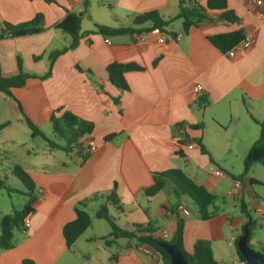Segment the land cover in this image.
<instances>
[{
  "label": "crops",
  "instance_id": "0c3cea01",
  "mask_svg": "<svg viewBox=\"0 0 264 264\" xmlns=\"http://www.w3.org/2000/svg\"><path fill=\"white\" fill-rule=\"evenodd\" d=\"M205 1L198 3L204 6ZM225 1L235 21H224L222 10H213L207 11L208 20L187 31L182 19H175L161 30L103 36L95 25L129 26L136 15L152 10L163 19H172L179 12V0H89L86 13H82L81 0H0V28L3 23L28 21L37 13L42 14L44 27L39 33L0 38L2 75L16 74L18 60L24 73L35 75L24 86L12 88L11 96L0 93V124L8 122L1 128L8 133L6 141L14 143L19 131L31 134L26 117L41 131L50 129L57 139L53 142L62 147L65 142L49 119L52 113L58 117L70 111L93 125L79 141L83 146L88 139L95 143L94 150H85L84 158L74 147L66 153L48 146L42 159L23 160L20 166L33 180L38 201L25 217L28 225L13 228L12 247L0 248V264H21L25 258L35 264H117L121 255L135 251L142 255L139 264H157L136 247L134 239H130L132 244L119 235L108 238L112 240L109 245L101 239L111 229L94 223L99 219L95 212L111 192L121 210L109 211L121 228L149 222L157 228L154 235L168 240L160 223L168 222L175 230L181 216L186 252L192 251L196 240L204 239L210 242L218 264L238 259L234 241L245 219L234 214L236 204L222 214L216 202L242 198L252 215L264 216V198L254 192L256 183L250 182L251 178L260 180L250 170L239 179L240 187L233 188L235 177L243 171V159L259 135L257 122L264 120V16L249 0ZM67 11L81 17L78 44L56 57L51 74L40 79L37 76L48 71L49 53L72 41L70 34L55 27ZM235 30L251 34L254 41L232 57L208 39ZM178 33H182L179 40L169 38ZM112 62L141 67L124 73L127 90L109 82L106 66ZM196 85L202 87L198 92ZM180 128L182 139L192 142L193 148H177ZM110 134L114 136L105 139ZM9 153L4 151L3 157L10 159ZM174 168L216 196L209 208L216 211L214 215L201 219L195 202L188 195L175 197L168 179L157 194L145 195L154 174ZM212 168L223 174L214 175ZM91 203L96 209L90 214ZM79 205L90 215L91 225L67 248L62 226L75 218ZM180 205L187 215L178 211ZM190 206L197 213H191ZM17 209L8 208L0 199V218ZM258 246L264 251L262 242ZM93 249L97 262L90 260Z\"/></svg>",
  "mask_w": 264,
  "mask_h": 264
},
{
  "label": "trees",
  "instance_id": "16d2710c",
  "mask_svg": "<svg viewBox=\"0 0 264 264\" xmlns=\"http://www.w3.org/2000/svg\"><path fill=\"white\" fill-rule=\"evenodd\" d=\"M51 2L53 0H45ZM186 1V5L184 2ZM82 13H86L89 7V0H81ZM222 10L221 17L224 21H235L236 17L232 11L226 9L225 0H206L204 6L194 0H179V12L172 19H163L158 12L152 10L139 15H136L131 25L120 26V27H109L104 25H95L97 31L103 36L123 35V34H134L143 33L152 29L161 30L163 27L169 25L175 19H182V28L187 31L191 26H197L201 21L208 20L209 15L207 11ZM80 22L81 17L78 14L67 11L65 17L58 22L55 27L62 29L63 31L70 34L72 41L68 47L51 51L48 55L49 68L48 71L40 76V79L47 78L51 74L52 62L56 57L63 54L66 50L74 48L80 38ZM137 26V27H136ZM44 30L43 27V16L40 13L25 22L18 24L3 23L0 28V38L3 37H17L21 35L35 34ZM244 35L242 31L235 30L228 33L216 34L209 36V41L219 50L226 52L234 44L243 39ZM155 64V62L153 63ZM18 72L13 75L4 76L0 70V93L11 96L12 88H20L25 85L26 79L35 75L26 74L22 71L21 62L18 60L17 63ZM141 67L134 63H118L112 62L106 66L108 80L114 86L121 90H127L128 85L124 78V73L129 70H140ZM20 108V106H19ZM26 124L31 130V136L40 135L44 138L50 148H57L70 152L71 149L76 148L77 152L85 157V147L80 142V138L89 134L92 131L93 125L91 122L83 120L70 111H64L60 116L56 117L53 113L50 116V123L55 134L62 138L65 145L58 147L52 140L45 137L43 132L38 129L28 118H24ZM259 125V135L249 148L245 155L242 165L243 171L240 175L236 176L235 179H240L243 175L247 174L250 168L255 163H259L264 168V120L257 122ZM8 125V122L0 124V129ZM202 127V125H199ZM114 134L107 135L105 139L113 137ZM198 144L200 139L196 140ZM201 148L203 149L202 145ZM11 172L16 176L19 181L23 184L25 192H23L27 200L25 204L17 210H14L12 214L3 215L0 218V248L9 249L12 247L11 238L13 228L23 225V219L34 211V205L38 201V196L35 193V184L31 179L30 175L18 164H13ZM168 179L172 185V192L175 197L179 198L181 195H188L196 205L198 215L201 219L209 218L215 214V210L209 208L214 204L216 196L204 187L195 184L181 169H170L161 173L154 174L153 184L149 188L144 190L145 195L148 197L154 196L161 191L165 186V180ZM251 183L264 184L250 179ZM4 180L0 179V189L4 188ZM7 192H18L15 189L9 187L5 188ZM239 213L249 222V236L248 245H250V239L252 236V229L255 226V220L253 218L251 210L248 209L244 199H238ZM109 208H113L115 211H120L121 206L115 197L114 192H111L106 196V200L99 206L95 212L96 218L105 220L110 226V233L106 237H102L105 244L109 245L113 239H116L119 235L127 239H134L136 241V247L140 244H145L157 250L161 257L165 260L166 264H169L168 256L165 251L158 246L159 242H176L179 250L184 254L190 264H218L213 258L210 242L204 239H198L194 242L192 251L186 252L182 246V233L184 227V219L180 216L176 221L175 230L172 233L170 239L165 240L162 237L154 235L157 228L152 223L137 224L132 223L131 229L121 228L115 221L113 215L110 213ZM245 223V222H244ZM241 226L240 234L234 241V249L238 258L244 260L236 247V241L243 232V226ZM91 225V217L79 205L75 207V218L62 226V236L64 238L65 246L70 248L75 240L84 232L86 228ZM111 238L112 240H108ZM262 258L264 261V251H262ZM114 259V257H113ZM21 264H35L33 260L25 258Z\"/></svg>",
  "mask_w": 264,
  "mask_h": 264
},
{
  "label": "rangeland",
  "instance_id": "374dc122",
  "mask_svg": "<svg viewBox=\"0 0 264 264\" xmlns=\"http://www.w3.org/2000/svg\"><path fill=\"white\" fill-rule=\"evenodd\" d=\"M10 118H12L10 116ZM1 120V119H0ZM30 131V130H29ZM43 134L46 138L57 142V139L53 136L52 132L48 128L42 129ZM8 133L6 131H3L0 129V179L4 180V183L6 187H9L11 189L15 190H23L25 192V188L23 184L19 181V179L14 176L11 172V167L13 164L22 165L24 164L25 159L27 160H34L38 161V159H42L45 157L44 155H47L48 153V143L47 141L42 138L40 135L31 136L29 133H25L22 131H19V135L16 137V141L14 143L7 142L6 139L8 138ZM45 149V150H44ZM44 150V155H43ZM4 151H9L8 154L10 156V159H6L3 157ZM29 151V152H26ZM14 154L13 156L11 154ZM54 153H57L56 151ZM55 155V154H54ZM61 155V154H58ZM5 156V155H4ZM250 173L257 179L260 180V183H264V168L261 164L255 163L250 169ZM254 192L257 193V195L260 198H264V184L261 185H253ZM10 196L11 198H8ZM0 199L4 203V205L8 206V208H21L24 202H26L27 197L22 192H7L6 189L1 188L0 189ZM217 205H219L220 210L219 212L224 214L227 212H230L232 209V204H236L237 209L234 211L235 215L239 214V205L238 201L233 198H225L224 201L216 202ZM191 207V206H190ZM95 203H91L89 206V213L91 214L93 211H95ZM191 213H197L195 208H190ZM253 218L255 220V226L252 229V237L251 239L254 241V243H250L251 247L255 250H261L260 246H258L259 242H262V246L264 248V216L263 215H255L253 213ZM94 219V218H93ZM224 221L225 218H224ZM94 223H99L100 225H103L104 227H107L108 223L103 219H94ZM161 230H165L168 232V236L166 239H170L173 233L172 226L169 227L168 222L160 223ZM162 233V232H161ZM160 233V234H161ZM235 235L237 232L234 233ZM230 237L229 232L225 231V238L228 239ZM123 241H128L132 243L130 239L125 238ZM133 244V243H132ZM230 249V248H229ZM90 260L97 262L98 256L96 254V250L93 249L92 253L90 254ZM140 257H142L141 253L135 251L133 253H130L129 255H124L117 260V264H139L140 263ZM101 260V259H100Z\"/></svg>",
  "mask_w": 264,
  "mask_h": 264
},
{
  "label": "built area",
  "instance_id": "2783aa9c",
  "mask_svg": "<svg viewBox=\"0 0 264 264\" xmlns=\"http://www.w3.org/2000/svg\"><path fill=\"white\" fill-rule=\"evenodd\" d=\"M194 1L199 2L200 0H194ZM249 1L252 3V5H254L256 8L259 9V15L264 16V0H249ZM181 36H182V33H178V34L173 35L169 38L179 40L181 38ZM163 40H164L163 38H161V37L159 38L160 42H163ZM253 41H254L253 36L251 34H248V35L244 36L243 39H241L236 44H234L228 51H226V53L229 57H232V56H234V54L237 50L248 49L253 44ZM105 42H108V40L106 39ZM201 89H202L201 85H196L194 90L196 92H198ZM179 133H180L181 138L178 140L177 148L179 150L193 148L194 144L192 142L187 143L182 139L183 138L182 137V133H183L182 128L179 129ZM84 147H85V150H89V151L94 150L95 149V143L93 140L88 139L85 141ZM212 172L216 176H220L223 174L221 170L215 169V168H212ZM240 185H241L240 181L235 180L233 183L234 190L236 191V189H238L240 187ZM177 208H178V211L181 213V215L184 216V215L188 214V211L183 206L180 205ZM23 225H28L27 218H25L23 220ZM137 247L139 248V250L143 254L154 257L156 259L157 264H166L165 260L161 257L160 253L157 250H155L154 248L147 246L145 244H140ZM233 264H246V262H245V260L238 258L233 262Z\"/></svg>",
  "mask_w": 264,
  "mask_h": 264
},
{
  "label": "water",
  "instance_id": "95a60500",
  "mask_svg": "<svg viewBox=\"0 0 264 264\" xmlns=\"http://www.w3.org/2000/svg\"><path fill=\"white\" fill-rule=\"evenodd\" d=\"M249 222L246 220L243 226V232L236 241V247L243 256L246 264H264L262 251L255 250L248 245ZM160 246L168 256L169 264H190L184 254L177 247L176 242H159Z\"/></svg>",
  "mask_w": 264,
  "mask_h": 264
}]
</instances>
